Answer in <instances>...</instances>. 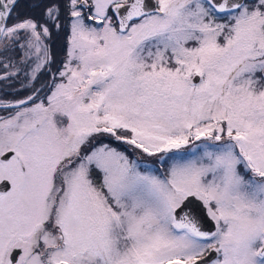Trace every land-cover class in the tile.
Returning <instances> with one entry per match:
<instances>
[{"label": "snow or ice", "instance_id": "1", "mask_svg": "<svg viewBox=\"0 0 264 264\" xmlns=\"http://www.w3.org/2000/svg\"><path fill=\"white\" fill-rule=\"evenodd\" d=\"M13 82L0 264H264V0H0Z\"/></svg>", "mask_w": 264, "mask_h": 264}, {"label": "flooded vegetation", "instance_id": "2", "mask_svg": "<svg viewBox=\"0 0 264 264\" xmlns=\"http://www.w3.org/2000/svg\"><path fill=\"white\" fill-rule=\"evenodd\" d=\"M22 11H23V9H22ZM35 11H38V13H39L38 9L35 10ZM62 56H56V57H57V59H60V58H62ZM20 79L23 80V76H21ZM13 83H14V87H6L5 83H0V88H5L7 91H16V90H18L20 88L19 82H13Z\"/></svg>", "mask_w": 264, "mask_h": 264}, {"label": "trees", "instance_id": "3", "mask_svg": "<svg viewBox=\"0 0 264 264\" xmlns=\"http://www.w3.org/2000/svg\"><path fill=\"white\" fill-rule=\"evenodd\" d=\"M23 11H31V10H29V9H23ZM35 14L38 16V11H35ZM64 38H62V41H60V40H58V46H57V49L59 50V55H63V52H62V46H63V44H64ZM55 49H56V46L54 47Z\"/></svg>", "mask_w": 264, "mask_h": 264}, {"label": "rangeland", "instance_id": "4", "mask_svg": "<svg viewBox=\"0 0 264 264\" xmlns=\"http://www.w3.org/2000/svg\"><path fill=\"white\" fill-rule=\"evenodd\" d=\"M62 38H63V34H61L60 38L56 40V43H55L56 49L55 48L53 49V51L56 53V56H62V55H59V50L57 49L58 40L62 41Z\"/></svg>", "mask_w": 264, "mask_h": 264}]
</instances>
